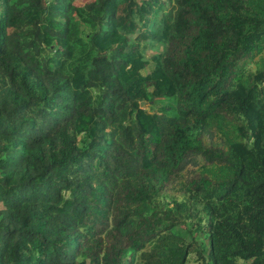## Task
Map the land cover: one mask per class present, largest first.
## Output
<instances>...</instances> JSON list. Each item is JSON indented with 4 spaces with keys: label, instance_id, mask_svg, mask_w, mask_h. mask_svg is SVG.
Segmentation results:
<instances>
[{
    "label": "trees",
    "instance_id": "16d2710c",
    "mask_svg": "<svg viewBox=\"0 0 264 264\" xmlns=\"http://www.w3.org/2000/svg\"><path fill=\"white\" fill-rule=\"evenodd\" d=\"M77 1L0 0V264H264V0Z\"/></svg>",
    "mask_w": 264,
    "mask_h": 264
},
{
    "label": "rangeland",
    "instance_id": "374dc122",
    "mask_svg": "<svg viewBox=\"0 0 264 264\" xmlns=\"http://www.w3.org/2000/svg\"><path fill=\"white\" fill-rule=\"evenodd\" d=\"M91 0H78L77 3H86L90 2ZM151 69V65L149 66ZM148 72V70H147ZM205 140H209L207 137H205ZM196 176V165L195 164H188L186 166V169L184 170V179L189 180L191 178H194ZM178 186H175L177 188Z\"/></svg>",
    "mask_w": 264,
    "mask_h": 264
},
{
    "label": "water",
    "instance_id": "95a60500",
    "mask_svg": "<svg viewBox=\"0 0 264 264\" xmlns=\"http://www.w3.org/2000/svg\"><path fill=\"white\" fill-rule=\"evenodd\" d=\"M141 107H144V104L143 103L141 104Z\"/></svg>",
    "mask_w": 264,
    "mask_h": 264
}]
</instances>
